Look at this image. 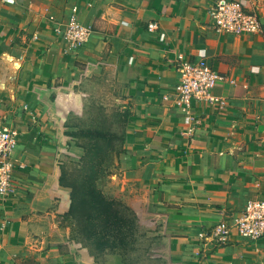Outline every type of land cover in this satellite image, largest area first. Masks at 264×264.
I'll list each match as a JSON object with an SVG mask.
<instances>
[{
	"label": "crops",
	"instance_id": "0c3cea01",
	"mask_svg": "<svg viewBox=\"0 0 264 264\" xmlns=\"http://www.w3.org/2000/svg\"><path fill=\"white\" fill-rule=\"evenodd\" d=\"M212 1L0 0V121L19 132L12 156L24 165L15 194L0 198V264H101L62 221L71 200L60 183L61 91L107 70L125 89L131 119L95 182L149 223L147 255L164 264L261 256L264 239L234 233L216 246L200 236L247 199L264 198V0H240L261 23L241 35L212 28ZM73 5L93 27L78 48L53 30ZM201 52L220 75L216 100L183 109L175 63Z\"/></svg>",
	"mask_w": 264,
	"mask_h": 264
},
{
	"label": "rangeland",
	"instance_id": "374dc122",
	"mask_svg": "<svg viewBox=\"0 0 264 264\" xmlns=\"http://www.w3.org/2000/svg\"><path fill=\"white\" fill-rule=\"evenodd\" d=\"M61 99L64 104L62 129L67 137V150L60 177L62 183L69 184L80 179L87 162L99 164L102 169L109 154L120 150L131 110L125 89L119 84L114 70L83 75L62 89ZM114 207L127 220L123 226L124 244L118 243L111 250H98L92 240L78 232L76 221L66 216L62 221L69 237L76 238L81 247L99 257L101 264H164L147 255L149 223H139L133 209L120 200L114 199ZM247 264H264V251Z\"/></svg>",
	"mask_w": 264,
	"mask_h": 264
},
{
	"label": "built area",
	"instance_id": "2783aa9c",
	"mask_svg": "<svg viewBox=\"0 0 264 264\" xmlns=\"http://www.w3.org/2000/svg\"><path fill=\"white\" fill-rule=\"evenodd\" d=\"M207 10L211 26L216 31L241 35L260 30L259 16L240 0H213ZM53 30L61 35L69 47L78 48L84 44L93 27L79 20L78 7L73 5L64 25L56 26ZM175 68L179 73L175 95L181 108H190L194 101L213 103L216 100L212 89L220 75L205 52H201L196 58L179 56ZM18 136L19 132L15 127L0 121L1 199L15 194L18 184L15 182L14 171L24 167L12 156ZM234 233L248 240L264 239V198L247 199L240 209L230 212L223 221L215 223L200 233V236L216 246H222Z\"/></svg>",
	"mask_w": 264,
	"mask_h": 264
},
{
	"label": "trees",
	"instance_id": "16d2710c",
	"mask_svg": "<svg viewBox=\"0 0 264 264\" xmlns=\"http://www.w3.org/2000/svg\"><path fill=\"white\" fill-rule=\"evenodd\" d=\"M101 165L92 161L83 166L80 179L61 185L70 190V207L67 216L74 219L78 232L94 242L98 250L114 249L124 244L123 226L127 220L114 207V200L106 198L96 185Z\"/></svg>",
	"mask_w": 264,
	"mask_h": 264
}]
</instances>
